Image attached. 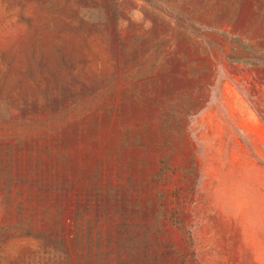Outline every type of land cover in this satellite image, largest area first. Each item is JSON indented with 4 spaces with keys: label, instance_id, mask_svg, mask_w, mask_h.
I'll return each instance as SVG.
<instances>
[{
    "label": "rangeland",
    "instance_id": "rangeland-1",
    "mask_svg": "<svg viewBox=\"0 0 264 264\" xmlns=\"http://www.w3.org/2000/svg\"><path fill=\"white\" fill-rule=\"evenodd\" d=\"M0 264H264V0H0Z\"/></svg>",
    "mask_w": 264,
    "mask_h": 264
}]
</instances>
